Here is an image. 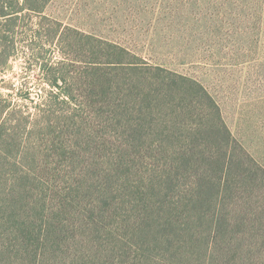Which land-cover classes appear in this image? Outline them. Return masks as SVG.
Here are the masks:
<instances>
[{"label": "rangeland", "instance_id": "1", "mask_svg": "<svg viewBox=\"0 0 264 264\" xmlns=\"http://www.w3.org/2000/svg\"><path fill=\"white\" fill-rule=\"evenodd\" d=\"M4 51L0 124L21 125L0 166L9 175L19 152L24 163L35 157L45 207L55 212L53 246L37 264H264L256 180L219 207L217 230L205 212L171 198L198 193L193 169L202 167L200 178L213 169L209 155L221 140L201 92L180 76L202 85L264 167V0H49L40 14L0 19ZM95 67L101 85L92 84ZM59 77L61 89L52 87ZM51 93L67 103L42 112ZM183 151L191 161L177 171L170 155ZM160 205L177 210L167 217ZM233 207L239 222L226 231ZM145 217L141 236L134 229ZM15 250L0 221V264H35Z\"/></svg>", "mask_w": 264, "mask_h": 264}, {"label": "trees", "instance_id": "2", "mask_svg": "<svg viewBox=\"0 0 264 264\" xmlns=\"http://www.w3.org/2000/svg\"><path fill=\"white\" fill-rule=\"evenodd\" d=\"M48 2L49 0H0V19H5V21L11 22L12 20L16 19L19 14L28 10L40 14L43 12ZM0 55H6L5 57H7L9 53L4 51L3 54L1 52ZM93 69L92 84L101 85L102 75L99 73L100 68L95 67ZM178 78L182 82L185 81L187 84L189 83L188 86H190L192 89H195L197 92H201L202 98L200 99H202L204 106L207 107L208 111H210L211 121L213 122L210 126L212 127L214 125L216 127L217 133H219L221 136V140L219 141V145L217 143L209 155L211 158L213 157V159H211L213 165H210V168L213 169L208 173H202L204 174L202 178H200L199 175L201 174L200 172L202 167L197 164L193 169L195 172V178L199 180L197 181V183L199 182L198 193L195 195V192L190 190V192H188L186 195H181V199L175 198V195H173L171 198H173L175 204H182L183 208H193L194 211L200 213L205 212V214L210 217L211 224L213 223L216 225L217 230V227L219 228L222 226L216 221L218 219V210H220L219 207L229 205L227 204L228 202L238 200L239 193H249V190L240 192V189L243 188V185H248L251 181L256 180V184H254V186L259 185L255 188L256 191H264V186H260L264 184V167H262L254 158H252L232 136L221 116L219 106L209 95V93L202 87V85L193 79H185L181 76ZM60 80L61 77L58 79L54 78L49 81V84L52 87L61 89L59 84ZM174 83H176V80ZM192 85H194L199 91ZM58 95V93H51L50 98L46 101V104L41 109V111H50V109L60 102L67 103V101L64 99L58 101ZM68 101H71L70 97L68 98ZM5 108L6 106H1L0 112H2ZM13 110L15 109H12V111ZM3 121L4 120L2 119V123L0 124V157L1 154H3L2 146L5 148L7 146L6 142L13 140V138L16 139L17 129L21 125V121L18 119L14 126L8 128L5 126ZM48 123L49 121L46 123L47 128H49ZM34 129L35 124L34 127H32L33 131ZM16 141H18V139H16ZM26 146L27 143L24 145V147L26 148ZM23 155H25L23 152L18 153L17 161L13 162V167L16 165L17 171L14 169V171L9 175H7V172L4 170L5 165L0 166V175L4 173L2 176L3 179L0 181V190L2 191L3 198V200L0 202V221L3 222L4 227L5 224L9 225V235H11V238L14 240V246L16 248L15 252L19 254V257L22 256V253L28 255L31 254L33 257V262L37 264V261L39 260V252H41L44 256V247L53 246V232L56 230V227L54 226L55 222L53 221L55 218V212L52 207H45L46 195H44V188L42 187L41 177L38 171L39 165L37 166V159L34 157L31 161L27 160L24 163ZM170 161L172 165L171 168L175 167L177 168V171H179L181 170L179 168H184L186 165H189L185 163L190 162L191 158L183 151L181 152L180 156L170 155ZM237 166L239 168H237ZM238 171L240 174H238ZM173 181L174 180H172V186L175 185ZM192 186L195 187V182ZM154 188H157V190L153 189V192L157 191V193L161 194V189L159 186L154 185ZM26 196H29L31 199L30 201L27 200V203ZM203 201H207L208 205L212 206L208 207L207 211L212 210L215 214L214 217L208 215L206 208H202ZM3 208L6 209V214H3L5 212L1 211ZM160 208H164L167 217L172 216L177 210L176 207L171 205H164ZM233 209H235L236 212L229 221L223 215L227 221L226 231L228 228L234 226L235 222H239V220L236 218L238 216L237 209L235 207H233ZM157 213H159V211ZM149 214L155 215L153 214L152 210L149 212L148 209V215ZM155 216L157 218V223L159 224L160 219L157 217L158 214ZM232 219L234 222L231 221ZM145 222L146 217L141 219L137 226H135L138 231L134 229V231H136L137 234L139 232L141 236L145 235L147 231ZM192 224V226L197 228L193 221ZM2 231L4 232V229H2ZM211 232L215 235V231ZM81 244L91 247L95 243L94 241L84 240L81 241ZM140 264H142V262H140Z\"/></svg>", "mask_w": 264, "mask_h": 264}]
</instances>
